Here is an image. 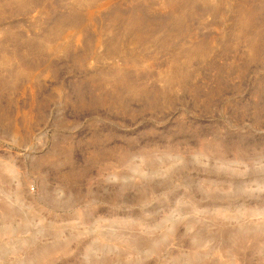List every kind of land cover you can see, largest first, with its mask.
I'll list each match as a JSON object with an SVG mask.
<instances>
[{
    "label": "rangeland",
    "instance_id": "374dc122",
    "mask_svg": "<svg viewBox=\"0 0 264 264\" xmlns=\"http://www.w3.org/2000/svg\"><path fill=\"white\" fill-rule=\"evenodd\" d=\"M0 264H264V0H0Z\"/></svg>",
    "mask_w": 264,
    "mask_h": 264
}]
</instances>
